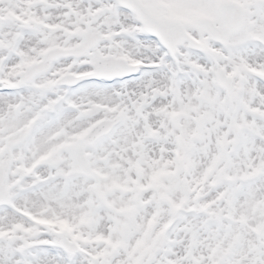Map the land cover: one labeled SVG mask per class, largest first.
<instances>
[{
  "label": "snow or ice",
  "instance_id": "snow-or-ice-1",
  "mask_svg": "<svg viewBox=\"0 0 264 264\" xmlns=\"http://www.w3.org/2000/svg\"><path fill=\"white\" fill-rule=\"evenodd\" d=\"M0 264H264V0H0Z\"/></svg>",
  "mask_w": 264,
  "mask_h": 264
}]
</instances>
